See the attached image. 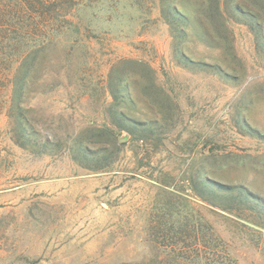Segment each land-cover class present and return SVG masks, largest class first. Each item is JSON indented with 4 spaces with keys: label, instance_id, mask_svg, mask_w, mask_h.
Masks as SVG:
<instances>
[{
    "label": "rangeland",
    "instance_id": "obj_1",
    "mask_svg": "<svg viewBox=\"0 0 264 264\" xmlns=\"http://www.w3.org/2000/svg\"><path fill=\"white\" fill-rule=\"evenodd\" d=\"M202 2L182 3L175 38L156 0H101L20 108L19 63L0 65V264H264V25ZM120 112L146 130L120 131ZM19 116L59 151L38 152Z\"/></svg>",
    "mask_w": 264,
    "mask_h": 264
},
{
    "label": "trees",
    "instance_id": "obj_2",
    "mask_svg": "<svg viewBox=\"0 0 264 264\" xmlns=\"http://www.w3.org/2000/svg\"><path fill=\"white\" fill-rule=\"evenodd\" d=\"M101 0H0V65L9 66V61L18 62L16 73L12 80V109L20 108L18 101L29 91L28 83L30 73L35 66L42 67L51 61L49 51L61 40L62 34L79 33L82 29H88L83 12L98 7ZM120 0H113L117 5ZM187 0H156L160 17L168 24L171 33L176 38H181L187 32L190 12L182 5ZM195 4L203 6L202 0H194ZM210 5L215 14L220 17L241 14L246 16L250 28L257 34L262 31L264 25V7H258L254 2L246 0H210ZM194 10V9H193ZM199 12V11H197ZM28 88V90H27ZM111 93L116 96V90L111 88ZM23 122L24 137L36 136L40 139L37 143V151L40 153L59 151V145L42 133L30 123V120L19 116ZM112 124L120 131L130 133L145 131L144 124L135 126V121L123 113H115L112 116ZM141 127V128H140ZM107 156H104L106 158ZM108 165V164H107ZM105 165L89 166L93 169H101ZM204 188L209 193L224 195L231 194L238 189L242 203L250 204L249 195L242 187L229 188L204 181ZM255 207H259L256 205ZM217 257L209 259L212 264H237L227 252L220 251Z\"/></svg>",
    "mask_w": 264,
    "mask_h": 264
}]
</instances>
